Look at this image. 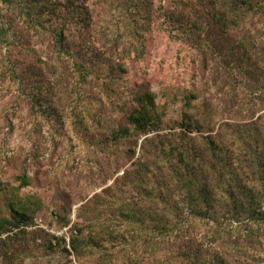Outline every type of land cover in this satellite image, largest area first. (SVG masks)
Here are the masks:
<instances>
[{"label":"trees","instance_id":"obj_1","mask_svg":"<svg viewBox=\"0 0 264 264\" xmlns=\"http://www.w3.org/2000/svg\"><path fill=\"white\" fill-rule=\"evenodd\" d=\"M156 12L154 0H0V80L18 84L37 117L42 95L60 101L83 95L92 76L108 77V85L118 87L127 72L125 60L143 54V37ZM168 18L171 34L179 27L191 38L198 26L188 16ZM126 92L129 103L110 134L134 140L135 146L140 138L138 156L114 185L78 208L72 251L93 254L92 248L112 236L114 218L125 229L138 228L142 255L129 251L109 264H263L264 113L223 121L205 133L186 121L173 137L159 133L162 114L145 82ZM185 100L188 105L189 95ZM192 128L198 134L188 135ZM38 207L32 198L10 201L14 221L0 217V233L31 222ZM126 233L115 238L128 250Z\"/></svg>","mask_w":264,"mask_h":264},{"label":"rangeland","instance_id":"obj_2","mask_svg":"<svg viewBox=\"0 0 264 264\" xmlns=\"http://www.w3.org/2000/svg\"><path fill=\"white\" fill-rule=\"evenodd\" d=\"M213 1L211 9L205 0H154L157 12L144 34L143 54L125 60L122 84L109 86L108 77L92 76L83 95L61 101L42 95L38 117L18 84L0 80V217L11 219L10 201L39 203L31 222L1 240L0 264H109L129 251L142 255L138 228L125 229L114 218L108 228L112 236L92 248L93 254L78 256L70 246L78 208L114 185L138 156L140 138L135 146L134 140L110 134L129 103L128 89L146 83L162 114L159 133L173 137L186 121L205 133L223 121L264 113V0ZM172 15L197 21L191 38L179 27L171 34ZM190 131V136L198 134ZM126 149L135 155L126 157ZM123 231L131 243L128 250L115 238ZM151 256L148 248L146 258Z\"/></svg>","mask_w":264,"mask_h":264},{"label":"built area","instance_id":"obj_3","mask_svg":"<svg viewBox=\"0 0 264 264\" xmlns=\"http://www.w3.org/2000/svg\"><path fill=\"white\" fill-rule=\"evenodd\" d=\"M37 226L29 227V228H35ZM22 227H24V225L22 223H21L20 226H9L5 231H3V232L0 233V239H5L9 235H13V233H15L16 231H18L19 228H22Z\"/></svg>","mask_w":264,"mask_h":264}]
</instances>
